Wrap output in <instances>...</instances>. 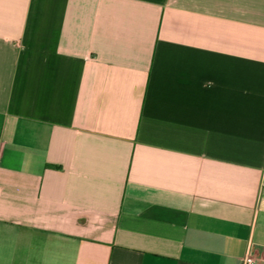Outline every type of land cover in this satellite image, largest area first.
Instances as JSON below:
<instances>
[{
  "label": "crops",
  "instance_id": "0c3cea01",
  "mask_svg": "<svg viewBox=\"0 0 264 264\" xmlns=\"http://www.w3.org/2000/svg\"><path fill=\"white\" fill-rule=\"evenodd\" d=\"M264 264V0H0V264Z\"/></svg>",
  "mask_w": 264,
  "mask_h": 264
},
{
  "label": "built area",
  "instance_id": "2783aa9c",
  "mask_svg": "<svg viewBox=\"0 0 264 264\" xmlns=\"http://www.w3.org/2000/svg\"><path fill=\"white\" fill-rule=\"evenodd\" d=\"M237 264H256L250 249L243 257L239 258Z\"/></svg>",
  "mask_w": 264,
  "mask_h": 264
}]
</instances>
